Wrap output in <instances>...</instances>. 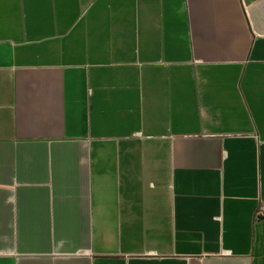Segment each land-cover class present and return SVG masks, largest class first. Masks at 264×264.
<instances>
[{"label":"crops","instance_id":"crops-1","mask_svg":"<svg viewBox=\"0 0 264 264\" xmlns=\"http://www.w3.org/2000/svg\"><path fill=\"white\" fill-rule=\"evenodd\" d=\"M264 0H0V264H264Z\"/></svg>","mask_w":264,"mask_h":264},{"label":"built area","instance_id":"built-area-1","mask_svg":"<svg viewBox=\"0 0 264 264\" xmlns=\"http://www.w3.org/2000/svg\"><path fill=\"white\" fill-rule=\"evenodd\" d=\"M254 218H255L256 221L264 222V201H262L259 204V206H258V208H257V210L255 212V217Z\"/></svg>","mask_w":264,"mask_h":264}]
</instances>
